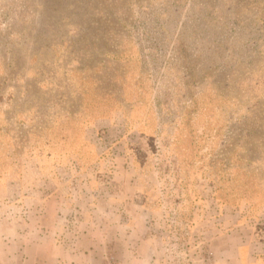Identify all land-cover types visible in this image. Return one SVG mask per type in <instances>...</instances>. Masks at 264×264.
Segmentation results:
<instances>
[{
  "label": "rangeland",
  "instance_id": "1",
  "mask_svg": "<svg viewBox=\"0 0 264 264\" xmlns=\"http://www.w3.org/2000/svg\"><path fill=\"white\" fill-rule=\"evenodd\" d=\"M232 232L264 235V0H0V264Z\"/></svg>",
  "mask_w": 264,
  "mask_h": 264
},
{
  "label": "crops",
  "instance_id": "2",
  "mask_svg": "<svg viewBox=\"0 0 264 264\" xmlns=\"http://www.w3.org/2000/svg\"><path fill=\"white\" fill-rule=\"evenodd\" d=\"M233 233V232H232ZM236 242L235 251L230 242ZM220 264H264V235L257 236L233 233V236H226L220 244ZM77 256H64L59 252L57 247L49 251L47 257H43L38 252L33 251L30 255L18 256V264H77Z\"/></svg>",
  "mask_w": 264,
  "mask_h": 264
}]
</instances>
